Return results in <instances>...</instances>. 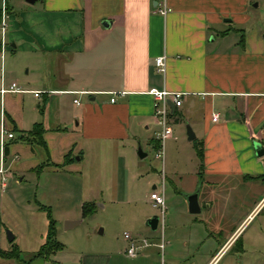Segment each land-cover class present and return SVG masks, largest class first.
Returning <instances> with one entry per match:
<instances>
[{
	"label": "crops",
	"instance_id": "1",
	"mask_svg": "<svg viewBox=\"0 0 264 264\" xmlns=\"http://www.w3.org/2000/svg\"><path fill=\"white\" fill-rule=\"evenodd\" d=\"M165 1L170 10L163 15L160 10ZM249 2L36 0L23 7L18 0L0 1V25L2 21L7 23L5 47L0 36L2 178L18 175L22 181L23 174L46 177V182L41 184L39 180L37 185L42 189L38 203L52 213L72 196L68 177L83 172L86 158L90 164L93 156L94 164L99 157L92 178L98 180L100 163L108 156L117 174L119 162L130 172L125 157L120 155L128 146L129 153L142 142L159 149L155 99L147 93L151 88L185 92L183 105L171 115L179 133L188 136L190 125L198 142L200 165L195 177L206 188L201 184L198 190L201 211L190 212L195 217L187 219L188 224L199 228L198 233L183 235L181 226L185 224L176 219L170 225L173 231L168 240L164 235L165 248L161 250V237L151 241L155 230L147 221L152 215L146 221L148 229L135 230L133 234L139 244L143 238L150 244L136 257L128 256L126 251L123 255L129 264H215L222 255L219 251L229 247L237 235L229 234L217 223L209 230L207 223H214V217L201 215L213 211L217 195L233 191L223 184L230 178H240L245 183L264 181V154L257 155L254 147L259 142L264 148V43L252 41L246 34L231 39L233 31L243 30L235 24L249 21ZM21 25L38 45L33 51L51 55L33 86L19 83L14 59L7 53V45L14 52L17 42L23 39ZM164 54L168 59L163 75L155 60ZM13 83L23 91L10 90ZM38 90L43 91L40 97L32 92ZM84 96L88 97L86 102L81 101ZM38 123L45 128L46 148L18 139ZM3 129L14 134L13 138H5L4 146ZM172 129L173 135L167 141H176ZM261 186L258 196L264 191ZM251 193L256 195L254 190ZM86 204L96 206L95 202L81 200L82 213ZM263 204L264 196L258 205ZM96 211L97 207L91 214ZM224 230L228 237L221 243ZM240 250L244 258L245 249ZM93 254L97 264L115 263L109 251L100 255L95 248Z\"/></svg>",
	"mask_w": 264,
	"mask_h": 264
},
{
	"label": "rangeland",
	"instance_id": "2",
	"mask_svg": "<svg viewBox=\"0 0 264 264\" xmlns=\"http://www.w3.org/2000/svg\"><path fill=\"white\" fill-rule=\"evenodd\" d=\"M0 1L2 3L4 0ZM18 1L23 7L31 5L27 0ZM249 1L246 11L249 21L235 24L236 28L243 30L233 31L231 39L241 38L242 34H246L252 41L264 43V0ZM224 20H232V17H225ZM19 31L23 39L17 42L14 52L10 49V44L7 45L8 57L14 59L12 62L15 64L19 83L21 85L30 83L33 86L40 77L47 59H51V55L33 51L32 48H36L37 43L22 25ZM87 99V96L81 97L83 102ZM170 125L174 128V135L177 138L176 141L166 140L164 159L156 157L158 147L149 148L147 143H136L131 153L128 146L120 154L125 157L126 167L130 172L125 170L122 162H119L120 170L116 174L112 170V166L115 165L111 164L108 156L104 163H100L101 179L93 180V172L96 171L93 167L97 169L95 163L99 157H96L93 164L92 156L90 164L89 157L82 162V173L78 172L68 177L73 194L65 198L62 205L56 207L50 215V218L56 220V237L64 244V249L50 255L48 259L35 258L46 241L50 221L49 209L39 206L38 203L42 189L37 185L40 181L41 184L46 182V177L38 179L37 174H23V180L19 181L18 175L6 179L0 175V264H97L93 256L95 248L99 250L100 255L107 251L113 253L114 264H129V259L123 255L127 250L124 233L135 234V230L148 229L146 221L149 216L155 214L160 217V222L158 229L151 232L154 235L151 241H158L163 228L165 238L168 240L173 231L170 225L172 227L176 219L182 222L181 225L185 224L181 226L183 235L190 232L193 235L198 233L199 228L193 227L187 221L189 217H195L189 211V195L194 188H197L196 191L200 190L201 184L206 188V184L195 177L200 165L197 155L198 142L196 139L188 140V136L179 133L173 115L170 116ZM140 148L147 156L140 157L138 154ZM163 178H166L164 183ZM3 183H6L5 187ZM263 183L264 181L260 180L245 183L240 178H230L223 184L233 191L217 195L214 198L213 211H205L201 215L203 218L206 214L214 217V223H207L209 230L217 223L229 230V234L235 232L237 235L229 247L226 245L219 251V255H222L215 264H264V204L258 205L264 191L262 195H257L261 184L264 190ZM154 185L158 190H161L163 185L165 188L164 218L160 210L148 201ZM252 190L256 191V195L251 193ZM81 200L95 202L96 206L90 208L94 210L97 207V211L82 216ZM69 218H77L81 222L67 229L66 221L71 220ZM220 219H223L221 220L223 223ZM226 230L221 236V243L228 237ZM9 231L15 237L12 242L8 238ZM14 245H18L20 249L16 258L11 257L16 255L15 250L11 252ZM241 247L246 252L244 258L238 253L242 251Z\"/></svg>",
	"mask_w": 264,
	"mask_h": 264
},
{
	"label": "built area",
	"instance_id": "3",
	"mask_svg": "<svg viewBox=\"0 0 264 264\" xmlns=\"http://www.w3.org/2000/svg\"><path fill=\"white\" fill-rule=\"evenodd\" d=\"M169 7L167 6L166 1L162 3L161 7V13L163 15H166L169 12ZM6 27L7 23L5 21H2L0 25V36H1V44L3 47H5V33H6ZM167 55H161L156 57L155 64L157 67V70L162 73L163 75L166 73L167 70ZM12 91L20 92L21 90L16 83H13L11 86ZM3 92L7 91L6 89L2 90ZM36 97H40V95L43 93V91H32ZM147 93L152 95L155 99L154 103V115L157 117L160 129L156 132L155 138L161 143L159 149L157 150L156 157L164 159L165 153H164V147L163 143L166 139L172 137L173 130L170 125V115L172 114L170 102L174 103L176 108H179L183 105L184 96L186 95L185 92L182 91H169L167 89H158L156 87L151 88ZM117 94V93H115ZM75 103L79 104V100L75 99ZM112 101H115V98H112ZM218 115H215L214 120H217ZM13 138L14 134L11 132H8L7 130H2V145L4 146L5 138ZM0 172L3 173L4 170L0 169ZM7 177H4L6 179ZM164 183V181H163ZM150 199L152 202V205L160 210V214L164 215L166 213V195L164 191V185L162 190H153L150 194ZM160 218V217H159ZM124 239L128 242V247L126 250V254L130 257H136L141 254L142 248L146 247L150 244L149 240L147 238H143L142 244L138 243V237L129 233H124ZM161 250H164L165 248V240H164V228L162 229L161 234V243L159 244Z\"/></svg>",
	"mask_w": 264,
	"mask_h": 264
},
{
	"label": "trees",
	"instance_id": "4",
	"mask_svg": "<svg viewBox=\"0 0 264 264\" xmlns=\"http://www.w3.org/2000/svg\"><path fill=\"white\" fill-rule=\"evenodd\" d=\"M45 128L42 123H38L33 130L23 132L19 136V140L25 141L31 145H40L46 148V141L44 139ZM9 154V145L5 147V155ZM91 204H86L84 206V217L88 214L92 213ZM49 215V228L47 233V238L45 243L41 246L39 251L36 253L35 258H44L48 259L50 255L56 254L57 252L64 249V244H62L56 237L57 228H56V220L52 217L50 218L51 211H48ZM11 252H14L16 255H12L11 257H18L20 253V249L18 245H14L11 249Z\"/></svg>",
	"mask_w": 264,
	"mask_h": 264
},
{
	"label": "water",
	"instance_id": "5",
	"mask_svg": "<svg viewBox=\"0 0 264 264\" xmlns=\"http://www.w3.org/2000/svg\"><path fill=\"white\" fill-rule=\"evenodd\" d=\"M27 1L29 3H35L36 2V0H27ZM170 106H171L172 112H174V110L176 109L174 103L170 102ZM187 134H188L189 140H193L195 138V134H194L190 125L187 126ZM254 147L256 149L257 155L261 156L264 154V148H263L261 143L255 142ZM138 154L140 155V157H144L146 155L145 153H143L141 148L138 150ZM198 197H199V191H196L195 193L189 195V197H188L189 211L191 213H198L201 211L200 206H199ZM80 222H81V220H67L66 221V228L69 229V228L75 227ZM158 223H159V216L156 214L153 215L147 221V225H149L153 230L157 229ZM8 238H9V241H11V242L14 241V239H15L14 235L10 231L8 232Z\"/></svg>",
	"mask_w": 264,
	"mask_h": 264
}]
</instances>
